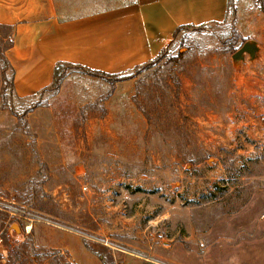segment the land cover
<instances>
[{
  "label": "rangeland",
  "instance_id": "rangeland-1",
  "mask_svg": "<svg viewBox=\"0 0 264 264\" xmlns=\"http://www.w3.org/2000/svg\"><path fill=\"white\" fill-rule=\"evenodd\" d=\"M251 34L252 60L233 63L229 14L181 29L128 79L69 68L57 90L16 99L0 26V264H264V27ZM64 232L78 263L56 247Z\"/></svg>",
  "mask_w": 264,
  "mask_h": 264
},
{
  "label": "crops",
  "instance_id": "crops-1",
  "mask_svg": "<svg viewBox=\"0 0 264 264\" xmlns=\"http://www.w3.org/2000/svg\"><path fill=\"white\" fill-rule=\"evenodd\" d=\"M60 3L0 0V25L12 27L4 54L19 97L47 87L59 61L122 73L153 59L172 42L178 27L222 22L228 16V0H114L105 8L68 18L61 16ZM234 3L236 27L244 37L264 27V13L258 16L262 22L255 21L254 0ZM63 235L56 247L77 262L86 253L80 243L66 241L69 233Z\"/></svg>",
  "mask_w": 264,
  "mask_h": 264
},
{
  "label": "trees",
  "instance_id": "trees-1",
  "mask_svg": "<svg viewBox=\"0 0 264 264\" xmlns=\"http://www.w3.org/2000/svg\"><path fill=\"white\" fill-rule=\"evenodd\" d=\"M255 4L257 5L258 2H260L258 8L261 10V11H264V0H254ZM235 11H236V8H235V3H234V0H228V15L230 14L231 17H232V20H235ZM204 24H200V25H184V26H180L176 29L175 33H174V36L178 33V31H180L181 29H184V28H187V27H198V26H202ZM1 27H5V28H9L10 29V33H11V30H12V27L11 26H8V25H0ZM248 38L246 37H243L242 36V43H244ZM11 44V41L10 43L7 45V47H9ZM169 46V45H168ZM165 47L162 51H160V53H158L153 59L141 64V65H138L134 68H140V67H145L149 64H151L152 62H154L155 60H157L161 55L162 53L168 48ZM6 47V48H7ZM5 48V49H6ZM1 62L4 64L7 65V67L9 68L10 70V81H9V89H8V95L12 98H16V99H28L36 94H39V93H42V92H45L47 90H57L62 82V80L65 78L66 74H67V70L69 68H75L89 76H95V77H101V78H106V79H110L112 81H118V80H124V79H128L130 77L128 76H123L122 77V73H106V72H102V71H98V70H93V69H89V68H86L84 66H81V65H77V64H73V63H70V62H66V61H59L55 64L54 66V71H53V80L52 82L45 88H43L42 90L32 94V95H29V96H25V97H19L18 95H16V93L14 92V89H13V80H12V77H13V69L11 67V65L9 64V62L7 61L6 57H5V54L3 52L2 54V57H1ZM4 91V90H3ZM3 97H7L6 96V91H4V93L2 94ZM14 256H16V259L18 258V254L17 252H14L13 253ZM16 259H12V257L9 258L8 262L6 264H16Z\"/></svg>",
  "mask_w": 264,
  "mask_h": 264
},
{
  "label": "water",
  "instance_id": "water-1",
  "mask_svg": "<svg viewBox=\"0 0 264 264\" xmlns=\"http://www.w3.org/2000/svg\"><path fill=\"white\" fill-rule=\"evenodd\" d=\"M258 51V43L252 39H247L236 51L231 54V59L233 63H237L243 60L245 58V54H247L252 60L256 58Z\"/></svg>",
  "mask_w": 264,
  "mask_h": 264
}]
</instances>
